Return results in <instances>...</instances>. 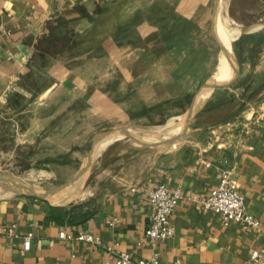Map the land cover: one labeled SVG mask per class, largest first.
<instances>
[{"label":"crops","instance_id":"0c3cea01","mask_svg":"<svg viewBox=\"0 0 264 264\" xmlns=\"http://www.w3.org/2000/svg\"><path fill=\"white\" fill-rule=\"evenodd\" d=\"M216 2L0 0V125L2 115L11 111L6 103L12 93L29 95L31 104L45 99L32 109L41 111L43 124L50 121L43 119L47 100L54 98L58 104L66 99L57 115L67 112L109 119L124 114L109 86L113 68L146 108L183 100L190 91L185 84L189 83L185 63L190 59L186 52L198 45L193 42L199 35L208 34L209 19L214 32ZM153 10H162L167 16L149 14ZM222 16L227 18L220 8L216 28L222 51L234 41L236 69L245 67L252 72L264 61V45L257 44L255 58L246 52L254 49L252 38L264 37V22L245 24L233 17L238 27L231 26L244 29L237 32ZM168 18L174 21L167 26L161 23ZM228 31L239 35L229 41ZM130 34L135 36L128 38ZM72 52L86 54L78 63L69 64ZM98 67L103 68V91L95 76ZM233 77L253 81L243 74ZM204 80L206 83L208 78ZM236 116L244 122V136L237 134V139L223 145L227 125L191 129L185 146L174 144L165 152L168 158L158 160L140 180L109 196L99 212L86 220L75 219L68 212L51 215L46 204L35 200L0 198V264H108L118 252L134 260H148L156 253L160 264H248L251 252L264 244V103L255 108L245 103ZM32 129L33 125L30 130L25 127L28 132ZM3 137L0 127V139ZM226 161L246 211L261 223L258 232H245L236 223L224 226L218 215L196 203L217 186ZM158 182L179 190L180 200L170 218L174 235L152 246L144 237L151 216L147 196ZM113 218L118 223L109 227L106 220ZM81 233L92 235L95 242L75 240ZM28 235L30 247L23 251L22 241Z\"/></svg>","mask_w":264,"mask_h":264},{"label":"rangeland","instance_id":"374dc122","mask_svg":"<svg viewBox=\"0 0 264 264\" xmlns=\"http://www.w3.org/2000/svg\"><path fill=\"white\" fill-rule=\"evenodd\" d=\"M213 5L214 2L211 8ZM220 8L227 17L222 16L223 22L230 26H236L234 23L238 24L237 21L256 25L264 22V18H261L264 15V3L260 0H236L232 3L230 0H221L218 11ZM149 14L155 17L167 16L162 10H153ZM233 17H236L237 21ZM172 19L161 20V23L164 22L167 26L174 21ZM210 20H208V34L199 35L193 42L198 45L190 47V51L186 52L190 58L185 63L188 70L185 77L190 83L185 82L190 88L189 96L175 103H164L153 108L144 107L138 100L136 92L122 82V76L116 68H113V81L109 86L116 97L114 102L118 106L123 105L124 114L109 119L103 115L94 117L88 114L76 117L68 115L67 112L57 115V109L63 106L61 103L66 99L59 100L58 104L57 99L54 98L47 100L44 110L46 114L43 119H50V121L43 124L40 121L41 111H32V109L45 99L38 101L37 104H31L29 95L12 93L10 100L8 99L6 103V106H11V111L1 117L0 127L4 137L0 139V177L41 190H55L70 182L89 156L95 142L120 128H150L167 124L168 129L173 127L188 129L178 136H168L170 139L164 143L153 141L152 135L148 134L144 139L121 138L107 146L102 145L90 167L75 182L74 190H78V194L69 203L57 205L22 194L5 195L0 198L21 197L35 200L48 207L72 213L75 219L86 220L99 212L109 196L118 193L128 184L140 180L158 160L168 158L169 155L165 152L174 144L185 146L186 143L183 142L187 140L191 129L223 123L227 125L225 128H228V131L224 133L222 144H228V140L237 139V134L244 136L245 134L241 132L243 129L246 132L245 127H242L244 122L240 117L236 118V115L245 108V103H249L253 108L264 103V61H261L259 66H254L252 72L245 67H241L242 69L237 67L234 72L229 71L230 49L221 51L224 49L223 44L214 32L211 33ZM240 30L244 29L240 27ZM225 35L229 41H233L239 34L228 31ZM134 36L130 34L128 38ZM250 42L254 49L251 52L247 51L246 54L250 53V56L255 58L256 46L264 45V37L262 35L260 40L254 37ZM233 44L234 41L230 45L235 59ZM63 47L65 49L67 45ZM68 49L70 48L66 50ZM72 54L69 64L78 63L86 53L72 52ZM256 63L255 61L254 64ZM95 69L98 72V76L95 75L96 79L100 80L97 84L102 86L100 91H103V68L102 71L99 67ZM216 74H218L217 82L213 89L202 92L205 85L204 79H209L211 76L215 79ZM240 74L245 76L244 79H250L251 77L248 76H252L253 81L250 83L235 81L233 76ZM31 89L34 90V88ZM191 105L199 109L192 115L190 121H187L183 117ZM80 109L83 112L84 108ZM115 110L114 108L113 111ZM77 119H79L78 123ZM41 124L44 127L42 130H40ZM173 124L178 125L173 126ZM32 125V131L25 130V127L30 130ZM224 169L230 171L227 161Z\"/></svg>","mask_w":264,"mask_h":264},{"label":"built area","instance_id":"2783aa9c","mask_svg":"<svg viewBox=\"0 0 264 264\" xmlns=\"http://www.w3.org/2000/svg\"><path fill=\"white\" fill-rule=\"evenodd\" d=\"M147 200L151 216L150 223L144 231V237L152 246H155L158 242L166 241L174 235L170 218L178 205L180 193L179 190H170L165 183L158 182L148 193ZM196 203L203 210L218 215L224 226L236 223L245 232H258L261 229L260 221L246 211L244 198L233 181L230 171L224 168L220 171L217 186L207 196L197 199ZM117 223L116 218L106 220L109 227H114ZM75 240L89 244L95 242L93 236L87 233L78 234ZM29 247L30 235L23 239L22 250L27 251ZM105 249L113 253L111 248L106 246ZM263 260L264 244L251 252L248 264H261ZM108 264H160V262L156 253L148 260H134L127 253L118 252Z\"/></svg>","mask_w":264,"mask_h":264},{"label":"water","instance_id":"95a60500","mask_svg":"<svg viewBox=\"0 0 264 264\" xmlns=\"http://www.w3.org/2000/svg\"><path fill=\"white\" fill-rule=\"evenodd\" d=\"M219 5H220V0H217L216 5H215V10H214L213 30H214L216 37L220 40V37L217 33V28H216L217 27L216 22H217V14H218ZM222 50L223 49H221V51ZM228 57H229V64H230L229 65V71L232 70L234 72V71H236V67H235V59L232 56V52H231V45H230V53L228 54ZM216 82H217V80H214L213 77L211 76L208 79V81L205 83L202 92L211 91ZM198 109L199 108H196V107L191 105L189 107V109L186 111L183 118L186 119L187 121H190L192 115ZM177 125L178 124H173V126H177ZM167 127L168 126L166 124L164 126L150 127V128H144V127H142V128L141 127L140 128L139 127L138 128H120L116 131H113L109 134L102 136L100 139H98L95 142L89 156L87 157V159L85 160V162L83 163V165L81 166V168L79 169L77 174L74 176V178L70 182H68L67 184H65L64 186H62L58 189L51 190V191L41 190L38 188L31 187L27 184L7 181L4 178L0 177V185H1V191L0 192L14 191L15 194H22L25 196H29V197H33V198H37V199H41V200L50 202V198L58 196L59 194L69 190L70 187H72L75 184V182L80 179V177L84 174V172H86V170L90 167L91 162L95 158L98 150L100 149V147L102 145H104V144L108 145V144L112 143L113 141H116V140L121 139V138H131V139L142 138V139H144V137L147 136L148 134L155 132L157 130H160V129L166 130ZM154 145L159 146L157 144H154Z\"/></svg>","mask_w":264,"mask_h":264},{"label":"bare ground","instance_id":"6f19581e","mask_svg":"<svg viewBox=\"0 0 264 264\" xmlns=\"http://www.w3.org/2000/svg\"><path fill=\"white\" fill-rule=\"evenodd\" d=\"M227 26L233 31L240 32V30H237L236 28H234V27H232V26H230L228 24H227ZM229 49L230 48H228V50ZM217 75L218 74H216L214 80H216ZM187 129L188 128H175V127H173V128H169V129H166V130L160 129V130H157V131L152 132L150 134L152 135L153 141H155L157 143H164V142H168V140L170 139V137H168V136H178V135L186 132ZM158 134H163V135H158ZM105 146H107V145L105 144ZM0 191H1V185H0ZM14 194H15L14 191L0 192V197H3L5 195L6 196H10V195H14ZM77 194H78V190H74V185H73L72 187H70L69 190L59 194L58 196L50 198V202L54 203V204H57V205L65 204L67 202L69 203V201L73 200V198L76 197Z\"/></svg>","mask_w":264,"mask_h":264},{"label":"trees","instance_id":"16d2710c","mask_svg":"<svg viewBox=\"0 0 264 264\" xmlns=\"http://www.w3.org/2000/svg\"><path fill=\"white\" fill-rule=\"evenodd\" d=\"M58 52H59V50H58ZM57 52V53H58ZM50 208V214L52 215V214H55V212H58V213H62V214H67L64 210H62V209H58V208H52V207H49ZM58 213H56V214H58Z\"/></svg>","mask_w":264,"mask_h":264}]
</instances>
